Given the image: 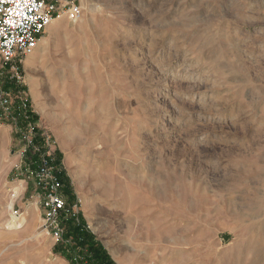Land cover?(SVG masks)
I'll use <instances>...</instances> for the list:
<instances>
[{
  "label": "rangeland",
  "instance_id": "obj_1",
  "mask_svg": "<svg viewBox=\"0 0 264 264\" xmlns=\"http://www.w3.org/2000/svg\"><path fill=\"white\" fill-rule=\"evenodd\" d=\"M83 6L10 85L94 243L112 264H264V0ZM2 125L0 264H72L41 229L37 157Z\"/></svg>",
  "mask_w": 264,
  "mask_h": 264
},
{
  "label": "built area",
  "instance_id": "obj_2",
  "mask_svg": "<svg viewBox=\"0 0 264 264\" xmlns=\"http://www.w3.org/2000/svg\"><path fill=\"white\" fill-rule=\"evenodd\" d=\"M84 1L0 0V110L3 111L0 126L4 119L15 125L23 142L20 151H29L37 157L30 167L24 168L33 181L43 211L41 229L55 244L63 242L66 232L63 220L79 215L78 204L67 208L60 176L62 169L54 164L50 139L32 121L29 101L20 92L6 90L4 85L21 84L25 61L35 53L47 29L57 21H80L84 16ZM18 95L20 100L16 104L14 97Z\"/></svg>",
  "mask_w": 264,
  "mask_h": 264
},
{
  "label": "trees",
  "instance_id": "obj_3",
  "mask_svg": "<svg viewBox=\"0 0 264 264\" xmlns=\"http://www.w3.org/2000/svg\"><path fill=\"white\" fill-rule=\"evenodd\" d=\"M4 86L6 90L12 88L10 83H5ZM60 159L61 157L58 155L56 164L61 163ZM60 176L63 182V194L66 199L67 208L71 209L76 197H73L71 193V188L68 185L63 170L61 171ZM63 224L66 232L63 242L56 244L55 246V252L57 254H60L72 264H112V261L104 248L97 245V243H94V236L87 229L84 221H82L81 215H78L76 218L69 216L63 220ZM77 257L78 260L75 262Z\"/></svg>",
  "mask_w": 264,
  "mask_h": 264
},
{
  "label": "crops",
  "instance_id": "obj_4",
  "mask_svg": "<svg viewBox=\"0 0 264 264\" xmlns=\"http://www.w3.org/2000/svg\"><path fill=\"white\" fill-rule=\"evenodd\" d=\"M6 127H4L3 125L0 126V131L3 133V134H6L7 135V138L9 139V142L12 141V136H13V129L10 127V128H7L5 129ZM55 245V244H54Z\"/></svg>",
  "mask_w": 264,
  "mask_h": 264
},
{
  "label": "bare ground",
  "instance_id": "obj_5",
  "mask_svg": "<svg viewBox=\"0 0 264 264\" xmlns=\"http://www.w3.org/2000/svg\"><path fill=\"white\" fill-rule=\"evenodd\" d=\"M48 29H50V27ZM63 148L65 149V147H63Z\"/></svg>",
  "mask_w": 264,
  "mask_h": 264
}]
</instances>
